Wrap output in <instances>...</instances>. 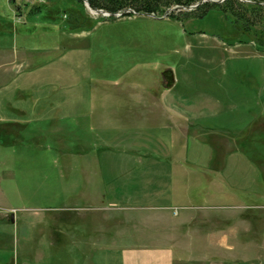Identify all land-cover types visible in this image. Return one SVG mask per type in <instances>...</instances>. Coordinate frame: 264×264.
<instances>
[{
    "label": "rangeland",
    "instance_id": "rangeland-1",
    "mask_svg": "<svg viewBox=\"0 0 264 264\" xmlns=\"http://www.w3.org/2000/svg\"><path fill=\"white\" fill-rule=\"evenodd\" d=\"M141 1H126L133 13L102 16L94 10L107 11L105 0L94 8L87 0L88 8L82 0H0V186L13 167L27 191L22 200L0 196V212L14 208L7 213L18 217L4 223L0 264H123L124 250L142 245L170 248L172 264H264V116L248 123L264 110L261 20L243 30L242 18L219 8L197 16V5L211 3L204 0H150L153 18L138 10ZM179 110L197 117L181 123L187 135L177 130ZM147 115L155 123L141 127ZM134 118L138 133L120 139L116 128ZM123 149L178 159L193 185L188 195L176 189L165 208L69 198L82 189L88 158L74 151L112 160ZM209 190L214 197H202Z\"/></svg>",
    "mask_w": 264,
    "mask_h": 264
},
{
    "label": "crops",
    "instance_id": "crops-1",
    "mask_svg": "<svg viewBox=\"0 0 264 264\" xmlns=\"http://www.w3.org/2000/svg\"><path fill=\"white\" fill-rule=\"evenodd\" d=\"M173 82L174 80L172 78V83ZM179 112L180 114L176 115L177 118L179 119L176 120L178 123L177 130L181 132L182 135H187L186 130L188 128L186 127V125L184 126L182 124H186L187 122L193 123L194 120H197V117L193 116L191 117L193 118V120L188 121V119L190 120L191 118L182 113V112L184 113L186 112L184 110H179L178 113ZM152 115L150 117L147 115L146 119L145 116L142 118V122L139 123L141 127L151 126L152 124L155 123V117ZM252 116L250 117L248 123H252L254 121L256 122L259 117L264 116V110H261L259 113H256L253 117ZM133 121L136 122V118H134ZM133 121L127 123L128 125L125 124V126H123V124H120L116 128V132L120 134V139H122L123 137H125V139H130L132 136L130 135L131 133L134 134L135 131L138 133V126L140 125L137 124V122L135 123ZM103 123L104 122L101 121L102 125ZM199 130L201 131L202 129L199 128ZM95 152L94 151L93 152L89 151L87 153H81V152L78 153V151L73 152L74 155L85 156L88 158L82 159L83 163L79 166V170H81L80 172L82 174V185L80 186V188L82 189L81 191L73 193L72 195L68 194L69 198L71 196L72 197L78 196L79 198H81V201L86 204H92L96 202V203H102V204L106 203L108 205H112V203L116 201L118 203H124V204L133 203L136 205H141L139 203L157 202L160 203L162 208H165L167 207L166 205L168 203L167 198L171 197L172 193L174 195L176 189H180L176 191H178L181 194V197H185L188 195V192L186 190L188 186H193L190 180L187 181L186 179L187 177L186 166L182 164V167L180 169V168H176V166L173 165L174 162L176 161L178 164L180 163L178 159L177 160L175 159L173 162L170 163L172 165H170L169 163H165L161 160L149 161L148 157L150 156L152 157L153 153L152 152L149 153V151L147 150L135 152L130 149H126V150L123 149L120 151V153L116 154L117 157L115 159L110 160L109 158L100 159L99 156H103V155L111 156V155L109 154L107 155L105 153L98 154ZM234 153L235 152H233V154ZM235 154L240 155L242 153L239 151ZM235 154H234V159L231 160V164H230V170L232 169L233 171H235L234 165H236ZM178 155L180 158L183 157L182 159L186 161V157L188 156L187 150L183 149L181 151H178ZM194 155H198V154L194 153ZM242 155L246 159V162L249 163L246 156L244 154ZM144 158H146V160H144ZM108 166L109 167L113 166V169H109ZM173 166H175L176 168L174 169L175 174L178 175L177 184H176L177 187H174L172 185ZM233 171H230V173L231 172L234 173ZM16 172H18V170H15L13 167H10L8 169H3V177H2L3 183L2 186H0L1 197H6L5 194L9 193L20 200L25 199L27 195L26 189L21 188V183L18 185L13 180ZM212 178L214 179V177H208V179L210 180V184H212L211 186H213V183H211ZM20 179L21 180L24 179L23 175H20ZM22 182L24 181L22 180ZM106 183L109 184L106 186ZM228 186L231 188H235V187L237 188L238 185L228 184ZM34 187H36L35 189L37 188L42 189L41 183H39V186H33V188ZM105 188L107 189L110 188V189L108 192H106ZM213 189L216 190V186H214ZM215 190L214 191L209 190L206 194L201 192L200 194L202 195V197L212 199L214 197V193L216 192ZM182 194L184 195L182 196ZM225 200L232 201L233 198L230 197L229 194L227 193ZM11 210L15 212L14 208H11L8 211ZM8 211L4 213L0 212V246H1V236L4 230V223L9 222V224L10 223L13 224L16 220H18V217L13 215V213H12V219L10 220L8 217L9 213H7ZM191 219L193 218H190L189 220ZM181 224L182 223H180V225ZM166 229H168V226L164 228V231ZM219 236H220L219 238H221L220 242H222V240L225 241L226 237L223 234H219ZM124 251L125 252L123 255V264H172L171 249L163 245L131 246L125 249Z\"/></svg>",
    "mask_w": 264,
    "mask_h": 264
},
{
    "label": "trees",
    "instance_id": "trees-1",
    "mask_svg": "<svg viewBox=\"0 0 264 264\" xmlns=\"http://www.w3.org/2000/svg\"><path fill=\"white\" fill-rule=\"evenodd\" d=\"M107 1L108 6H103L107 11L115 12L117 10H122L123 7L126 5V1L128 0H105ZM150 0H143L141 1V5L138 10L144 11V12H152L154 10V4L149 3ZM196 0H183L184 5L194 3ZM88 5L92 8L97 7L96 3L93 2V0H87ZM264 0H250L249 2H241L238 0H222L220 3H202L200 5H197L195 8L198 9L197 16H201L205 12V8H219L223 13H230L234 15V17L238 20H241V28L244 30L249 27L255 20H261L260 24L263 26V33L260 34V36H264ZM238 7L237 10H234L233 5ZM106 5V4H105ZM246 12H249V15L244 17ZM227 15V14H226ZM256 47L259 49H263L264 47V38L257 39L256 37ZM263 46V47H261Z\"/></svg>",
    "mask_w": 264,
    "mask_h": 264
},
{
    "label": "water",
    "instance_id": "water-1",
    "mask_svg": "<svg viewBox=\"0 0 264 264\" xmlns=\"http://www.w3.org/2000/svg\"><path fill=\"white\" fill-rule=\"evenodd\" d=\"M84 2V5L87 6V2L86 0H82ZM202 0H199L197 3H195V5L199 4V2H201ZM204 1H211V2H218L220 0H204ZM195 5H191V6H188V7H194ZM88 8V6H87ZM171 10V9H168V11ZM95 13H100L102 16H106V15H112V16H118L119 13H114V12H107V11H103V10H100V9H95L94 10ZM133 13L132 10L130 9H123L122 11H120V13ZM135 14H138V13H135ZM142 15H145V16H149V17H153V18H159L155 15H153L152 13H147V12H144V13H141ZM166 15V13H164L161 17H164ZM162 76L163 78L165 79V86H169L171 83H172V75H171V72L169 70H164L162 72ZM8 217L9 219L11 220L12 219V213L9 212L8 214Z\"/></svg>",
    "mask_w": 264,
    "mask_h": 264
}]
</instances>
